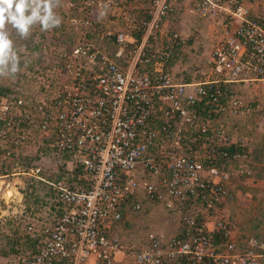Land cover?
I'll return each instance as SVG.
<instances>
[{
	"label": "built area",
	"instance_id": "built-area-1",
	"mask_svg": "<svg viewBox=\"0 0 264 264\" xmlns=\"http://www.w3.org/2000/svg\"><path fill=\"white\" fill-rule=\"evenodd\" d=\"M183 8L223 21L203 82L173 74L187 37L170 19ZM62 9L79 40L43 45L26 84L0 99V145L2 158L42 162L49 155L67 172L80 165L85 186L44 181L38 162L1 176H34L52 190L31 215L21 199L2 197L0 223L9 212L25 234H41L35 252L4 264H264V241L245 232L240 240L239 223L222 213L234 198L232 177L252 176L250 154L199 114L207 104L218 119L242 120L252 110L255 93L232 85L264 81V0H68ZM109 16L121 21L117 29L106 24ZM90 32L113 40L116 52L94 45ZM143 200L179 214L175 234L143 229L135 241H123L117 227L142 210Z\"/></svg>",
	"mask_w": 264,
	"mask_h": 264
},
{
	"label": "rangeland",
	"instance_id": "rangeland-1",
	"mask_svg": "<svg viewBox=\"0 0 264 264\" xmlns=\"http://www.w3.org/2000/svg\"><path fill=\"white\" fill-rule=\"evenodd\" d=\"M68 0H44V4L39 7H30V9L20 8L16 12L12 11L10 16L0 15V26L6 25L11 27L10 31L4 32L3 38L1 36L0 44V84L11 89L21 87V84H26L29 67L34 69L37 65L36 60L38 58L37 53L33 52L38 45H75L79 40V34H76L68 28L65 18L61 24V33L45 32V28H42L40 15H54L61 16V13H57L55 9L58 6ZM38 7V8H37ZM21 11V12H20ZM23 11V12H22ZM27 11V12H25ZM51 11V13H49ZM183 11H187L189 18L187 23H181L182 17L186 16L182 11L177 13L173 19V26L180 31L182 27H187L188 24L194 25L196 18H200L193 13H189L188 9L183 8ZM183 14V15H182ZM28 15L29 20L26 24L17 23V18L20 20L23 16ZM4 19V20H3ZM15 19V20H14ZM193 19V21H192ZM202 19V18H200ZM14 21V22H13ZM192 21V22H191ZM13 22V23H12ZM189 25V26H190ZM210 28H212L210 30ZM216 32L215 36L219 37L221 27ZM6 29L0 28L1 30ZM204 35V30L208 33H214V25L209 21L202 19V23L199 24V30ZM215 32V33H216ZM208 33L202 36L203 39L208 40ZM13 34V35H11ZM2 35V31L0 32ZM11 35V36H10ZM82 36V35H81ZM92 36V35H91ZM208 36V37H207ZM52 38L57 39V43H53ZM88 39L98 45L101 43L99 38L93 35ZM217 39L214 38L216 42ZM185 47L177 51L174 57V63L172 65L173 74L179 81L185 82H203L211 77V69L205 63L210 59V53L213 49V45H194L193 40L186 39ZM214 42V43H215ZM9 43V45H8ZM26 44V45H24ZM10 45L16 46L17 53L12 52ZM30 46V50L26 49V46ZM112 50V47L109 48ZM24 63L28 66H24L19 70H14V65L17 62ZM187 77L190 80H187ZM263 87L259 88H244V92L255 93V102L251 111H249L242 120H236L234 118L223 117L218 119L217 122L229 131L235 139L246 141L249 139L252 143H264V91ZM239 91H241L239 89ZM241 91V92H242ZM259 94V95H258ZM233 131V132H232ZM244 141V140H243ZM245 143V141H244ZM41 151V150H40ZM264 152V151H263ZM30 155L34 154V150L31 148ZM36 152V155H39ZM45 160L38 162V157L33 159L30 156L24 157L22 162H19L17 166L7 168V172L10 174L20 173L23 171H30L31 168L36 167V164L42 165L44 171L39 175L44 181H48L54 184L64 183L67 186L70 184L67 182L70 179V175L67 173L63 161L53 160L49 155H42ZM251 157L252 176L250 178L232 177L231 189L233 191L234 199L229 202L231 208L229 217L234 218L239 222V225L246 233L255 235L256 219L260 218L264 214V155ZM260 157V158H258ZM50 161H48L49 159ZM4 160L0 158V163ZM38 162V163H36ZM36 163V164H35ZM0 172L5 173V170ZM3 181V182H2ZM0 210L5 209L6 206L2 200L3 195L9 196L14 192L21 193L19 199L25 206L26 215L34 214L40 206H42L46 199L51 197L52 190L50 186L43 181L34 178V176L27 175H9L8 177L0 178ZM75 183V182H73ZM72 184V183H71ZM143 207L138 213H127L124 217V222L118 225V235L124 242L130 243L140 236L143 229H151L165 235L175 234L177 229L176 221L179 217L177 212L172 213L166 209L163 205L145 201L141 202ZM13 206V204H12ZM39 225H36V229ZM16 230H18L16 232ZM27 234L24 233L21 224L13 222L11 215L5 214L0 223V264H4L5 259L10 256L11 244H8L9 239L16 240L18 237H24ZM18 248V247H17Z\"/></svg>",
	"mask_w": 264,
	"mask_h": 264
},
{
	"label": "trees",
	"instance_id": "trees-1",
	"mask_svg": "<svg viewBox=\"0 0 264 264\" xmlns=\"http://www.w3.org/2000/svg\"><path fill=\"white\" fill-rule=\"evenodd\" d=\"M26 0H0V15L2 16H5L8 15L10 16V14H12V11L13 12H16L17 9H20L21 7L22 8H26V9H30V4L27 2H25ZM64 0H62L63 2ZM71 1H74L76 2V0H71ZM41 5V4H40ZM39 7V5H38ZM37 7V8H38ZM63 8V4L61 6H58L57 9H55L57 11V13H61V16H58L57 14L54 15V13L50 14V15H40L38 14L37 17L41 18V24H42V28L44 29L45 28V32H50L51 31V34H55V33H61L60 32V29L62 28L61 24L65 18V13H64V10L62 9ZM21 12V11H20ZM23 12V11H22ZM27 12V11H25ZM51 13V11L49 12ZM74 14L77 16L78 13L74 12ZM15 20V19H14ZM29 20V17L28 15H25L23 16L20 20L17 18V23L21 24V26L23 27L22 24H26ZM14 22V21H13ZM12 22V23H13ZM0 28H3L0 26ZM5 28L4 29L5 31L4 32H12L10 31L11 27L9 26H6L5 25ZM8 30V31H7ZM2 31V30H1ZM0 31V32H1ZM2 32V35H0V40L1 39V36L3 38V33ZM96 33L95 32H90L88 33L87 35V38L88 37H92L93 35H95ZM13 35V34H11ZM10 35V36H11ZM92 35V36H91ZM135 36L139 37L140 36V32H136L134 33ZM53 41V43H57V39H54L52 38L51 39ZM91 40V39H90ZM0 44H1V41H0ZM43 45H38L36 46L35 50L33 52L37 53L38 55V58L37 60L35 61L36 64H40V51H41V47ZM58 46V45H56ZM16 46H13V45H10V48L12 50V52L14 53H17V50L15 49ZM26 49L30 50V46L27 45L26 46ZM113 49L114 51L116 52L117 48L115 46H113ZM175 59V58H174ZM174 62V61H173ZM24 66H27L26 64L24 63H21V62H17L15 65H14V70L17 68L18 70ZM28 69V66L26 67ZM30 70H33L31 67H29ZM187 80H190L189 77H187ZM10 92V89L5 87L3 84H0V99L2 97H4L7 93ZM254 105V104H253ZM214 106L212 104H207L204 106V108H200L199 110V114L201 115V117L208 123L211 122V126L212 127H218L220 126V123L216 122L217 120V116H215L212 112ZM222 127H223V124H222ZM4 128H6V126L4 125V123L0 122V131L1 130H4ZM225 128V127H224ZM211 129V128H210ZM9 146V144L7 145ZM229 152H233L236 150V148L234 146L230 147V148H226ZM3 151H5L4 147L0 145V158L3 157ZM43 152V151H42ZM45 153V152H44ZM4 161L0 163V172H3L2 170L4 169L5 170V173L1 174V175H6L8 172H7V168H11L12 166H17V164L19 162H22L21 158L19 159H15L14 157H10V158H2ZM67 157L64 156L63 157V160H66ZM215 166H217L218 168L220 169H228V164H225L224 162H217L215 164ZM68 173V172H67ZM70 175V179L67 180V182L71 185V183L75 182V183H78L82 186H85V177H84V170H83V167L78 165L77 167H74L73 170L71 172L68 173ZM45 203L42 205L44 206ZM43 209V208H42ZM42 209H40V211H42ZM62 211L59 210L58 213H61ZM255 228H256V232H255V237L264 241V214H262L260 216V218H257L256 219V223H255ZM18 230H16L17 232ZM41 238V234H39L38 232H35L33 233L32 235H26L24 237H18L16 240L14 239H9L8 240V244H11V253H10V256H17V255H22V254H25L27 252H35L36 249H37V246H38V243H39V240ZM18 247V248H17ZM54 264H66L65 261H62V262H59V261H56Z\"/></svg>",
	"mask_w": 264,
	"mask_h": 264
},
{
	"label": "crops",
	"instance_id": "crops-1",
	"mask_svg": "<svg viewBox=\"0 0 264 264\" xmlns=\"http://www.w3.org/2000/svg\"><path fill=\"white\" fill-rule=\"evenodd\" d=\"M26 2V1H25ZM27 3V2H26ZM27 8V7H26ZM25 8V9H26ZM30 8V7H29ZM28 10V9H27ZM180 11H182V13H184L186 16H183L182 17V20H181V23H187L186 21H187V18H189L190 16H189V14L187 13V11H183V9H181ZM190 13V12H189ZM183 15V14H182ZM175 17V16H174ZM174 17L173 18H171L170 19V21H171V24L173 25V19H174ZM4 20V19H3ZM192 21H193V19H192ZM191 21V22H192ZM106 22V24H110V26H112V27H115L116 29L121 25L120 23H121V21L120 20H115V18L114 17H111V16H109V22L110 23H108V21H105ZM211 24H213L214 25V33H208L207 32V30H204V35H203V33H201V29L199 30V24L200 23H202V19H200V18H196L195 19V21H194V25H190V24H188V26L187 27H182L181 28V30H180V33H181V35H183V36H185V37H187L188 38V40H193L194 41V45H197V44H199V45H203V43H204V45H215V41H214V38L215 39H217V36H215L214 37V35H216L218 32H216V31H218L220 28L219 27H221L222 28V23H223V21H222V19H220V20H217L216 22H212V21H209ZM190 25V26H189ZM2 26H3V28L5 27V25H3L2 24ZM212 28H210V30H211ZM5 30H2V32H4ZM8 31V30H7ZM216 32V33H215ZM208 33V40L207 41H205L206 39H203V37L202 36H205L206 34ZM215 42V43H214ZM8 45H9V43H8ZM24 45H26V44H24ZM98 45H112L111 47H112V51H114V49H113V45H117V44H115L114 42H113V40H101V43H99ZM108 49V48H107ZM232 87L233 88H236L237 90H244V88H250L251 87V89L252 88H259V87H263V89H264V81H262V82H257V83H250V82H246V83H241V84H236V85H232ZM264 91V90H263ZM242 92H244V91H242ZM259 95V94H258ZM233 132V131H232ZM244 141H245V148L248 150V152H249V154H250V156H254L255 157V155L257 154L258 156H261V157H263V155H264V143L263 144H261V143H252L251 141H249V139L246 141L245 139H243ZM242 140V141H243ZM243 141V142H244ZM258 158H260V157H258ZM3 182V181H2ZM1 183V182H0ZM3 195V197H4V195L5 194H2ZM12 195L14 196V197H16L17 199H19V196H21V193H19L18 194V192H14V193H12ZM234 199V198H233ZM233 199H231V200H228L226 203H225V205H224V207L222 208V213H223V215L224 216H226V217H228V218H230L229 217V210H230V208H231V206H230V204H229V202H231ZM230 219H234V218H230ZM236 220V219H235ZM238 222V221H237ZM239 223V222H238ZM240 226V225H239ZM240 229H241V231H240V233H239V235H238V238H240V240L242 239V238H244L243 237V234H242V232H245L244 230H243V228L240 226ZM246 233V232H245ZM255 236V235H254Z\"/></svg>",
	"mask_w": 264,
	"mask_h": 264
},
{
	"label": "bare ground",
	"instance_id": "bare-ground-1",
	"mask_svg": "<svg viewBox=\"0 0 264 264\" xmlns=\"http://www.w3.org/2000/svg\"><path fill=\"white\" fill-rule=\"evenodd\" d=\"M10 196V195H9Z\"/></svg>",
	"mask_w": 264,
	"mask_h": 264
}]
</instances>
